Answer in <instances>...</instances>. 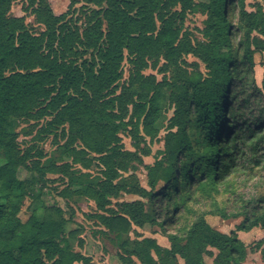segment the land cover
Returning <instances> with one entry per match:
<instances>
[{"label": "trees", "instance_id": "16d2710c", "mask_svg": "<svg viewBox=\"0 0 264 264\" xmlns=\"http://www.w3.org/2000/svg\"><path fill=\"white\" fill-rule=\"evenodd\" d=\"M12 1L0 0V264H95L74 250L75 243L83 247L78 230L66 231L73 196L95 203L99 225L116 240L133 226L163 228L169 248L153 238L122 239L129 258L120 255L121 264H203L204 256L214 264H243L246 247L236 233L212 229L201 215L185 232L169 231L194 195L212 197L228 177H253L263 165L264 80L258 88L253 69L264 40L253 34L264 38V15L247 12L245 0H70L56 16L47 0H30L44 27L37 34L9 15ZM196 10L207 17L205 43L179 38V26ZM185 54L200 59L206 73L196 65L181 69ZM159 57L175 70L170 83L142 74ZM125 59L132 68L118 89ZM165 111L172 115L164 151L148 168L146 190L135 175H120L137 156L123 150L119 135L126 131L140 149L145 138H157ZM32 120L43 121L39 139H64L56 145L60 163L20 151L18 124ZM92 166L97 176L89 174ZM19 168L30 177L18 179ZM47 175L65 180L54 192L64 206L55 201L21 220L24 197L39 200L50 190ZM123 194L146 199L148 211L141 201L113 210L111 200ZM243 211L238 231L264 228L263 198Z\"/></svg>", "mask_w": 264, "mask_h": 264}, {"label": "rangeland", "instance_id": "374dc122", "mask_svg": "<svg viewBox=\"0 0 264 264\" xmlns=\"http://www.w3.org/2000/svg\"><path fill=\"white\" fill-rule=\"evenodd\" d=\"M52 13L56 16L65 13L68 10L70 0H47ZM196 4L207 3L208 0H194ZM83 5L79 2L75 8L79 9ZM35 7V6H34ZM89 8H93L89 6ZM244 8L247 12H260L264 15V0H245ZM78 13V12H77ZM75 14L78 16L80 22L84 21L83 15ZM9 15L11 17L23 18L28 28L37 34L44 31V27L36 22L35 16L32 13L30 0H13ZM207 17L201 10L189 12L182 25L179 26L180 37L186 36L192 43L196 41L205 43L202 31L206 26ZM237 20L235 19V24ZM255 37L264 38L256 33ZM178 65L183 70L192 71L196 65L199 71L203 74L206 73V66L202 61L195 56L182 55ZM131 64L125 59L122 66V79L118 82V89L128 81ZM144 76H153L157 82L170 83L175 75V70L172 66H167L163 57H159L156 61H148L147 68L143 70ZM253 76L258 88H261V83L264 80V52L256 50L254 54V69ZM264 110V106L259 107ZM172 115V111H165L161 113L159 122L160 132L156 139L149 141L145 138L141 141L137 149L133 145L129 134L126 131L120 132V139L124 151L135 153L137 157L131 158L128 163V171L120 172L122 177H128L133 174L137 177L139 184L148 190V168L154 162L160 159L164 151V138L167 133V119ZM264 118V117H263ZM43 121H20L17 128L18 146L21 152L30 154V156H37V152H42L45 158H53L56 163H60V151H56V145L63 144L64 139L61 137H54L50 135L46 138L39 139L37 136V129ZM60 131V130H59ZM148 150L149 155L145 156L144 151ZM45 160V159H44ZM77 169L85 172V170L76 167ZM91 176L99 174V168L92 166L88 171ZM17 177L20 180L29 178L30 175L24 168H19ZM49 182L48 193L42 196L39 200H33L30 196H25L23 199L22 210L20 213L21 220H26L29 214L34 210L40 211L41 207L52 204L57 201L63 207V201L54 196V192L61 190L64 186V179H58L53 175H47ZM56 178V179H54ZM55 190V191H54ZM53 192V193H50ZM263 198L264 200V162L258 169L253 171V177L246 175H232L228 177L219 186V192L212 197L202 196L196 194L192 197L187 205V210L180 213L176 217V224L171 227L169 233L185 232V229L193 222L199 215L204 218V221L214 230L229 235L231 232L236 233V237L246 247V258L243 264H264V228H253L247 232L237 230L243 220V208L248 202L254 203ZM74 199V200H73ZM71 206L74 210V217L72 221L66 226V231L78 230V239L83 242V247L73 244L74 250L81 252L85 255L91 256L95 264H121L118 259L119 256H126V253L119 245L121 240H126L130 243L136 239L153 238L156 242L164 248H169L167 236L163 233V228L160 226L144 225L142 228L132 227V232L128 236L121 238L114 237L104 231V228L99 225L97 215L100 213L96 209L93 201L81 198L77 199L75 196L70 200ZM141 201L147 205L146 199L140 198L135 195H120L117 199L111 200V208L118 209V204L122 202ZM223 215L226 218H223ZM155 237V238H154ZM126 241V242H127ZM127 242V246H128ZM132 247V245H131ZM130 247V248H131ZM129 248V249H130ZM216 254L215 250H211ZM214 257L204 256L203 264H214ZM180 262V263H179ZM181 259H178V264H183ZM133 264H139L136 262Z\"/></svg>", "mask_w": 264, "mask_h": 264}, {"label": "crops", "instance_id": "0c3cea01", "mask_svg": "<svg viewBox=\"0 0 264 264\" xmlns=\"http://www.w3.org/2000/svg\"><path fill=\"white\" fill-rule=\"evenodd\" d=\"M217 231H220V230H217ZM155 238V237H154ZM156 239V238H155ZM157 240V239H156ZM158 241V240H157ZM180 263V262H179ZM183 263V262H182ZM184 264V263H183Z\"/></svg>", "mask_w": 264, "mask_h": 264}]
</instances>
